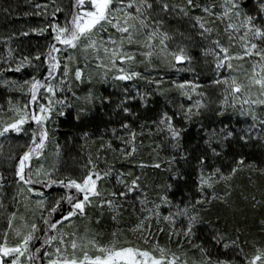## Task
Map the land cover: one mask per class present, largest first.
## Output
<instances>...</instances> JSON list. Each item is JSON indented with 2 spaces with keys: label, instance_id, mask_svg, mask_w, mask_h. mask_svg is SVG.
I'll use <instances>...</instances> for the list:
<instances>
[{
  "label": "snow or ice",
  "instance_id": "snow-or-ice-1",
  "mask_svg": "<svg viewBox=\"0 0 264 264\" xmlns=\"http://www.w3.org/2000/svg\"><path fill=\"white\" fill-rule=\"evenodd\" d=\"M32 7L33 12L23 13L15 12L11 5L0 8L6 17H43L36 26L0 37L5 46L13 37L29 33H47L49 37L42 51L14 53L7 47V55H0V86L20 94L19 98L9 95L0 104V113L12 114L8 119L0 115V138L7 140L13 133L27 137L18 153L4 155L0 145V163L12 173L9 179L0 171V264H238L236 256L239 264H264V245L245 253L249 241L218 228L219 217L213 225L201 215L214 200L227 205L238 172L256 167L246 163L241 153H234L227 170L215 161L222 160L233 142L240 147L264 145V0H257L253 10H247L243 0H221L219 4L216 0H68L67 4L64 0H33ZM175 25L186 27V31ZM194 49H200L213 73L208 83L219 88L215 98L202 90L198 77L171 80L187 103L181 102L172 113L162 111L139 129L133 127L128 117L137 113L131 102L138 100L147 106L153 95L151 85L164 91L161 86L170 78L160 72L161 66L195 75L200 61L193 55ZM26 68L32 69L26 79L6 75ZM141 80L146 90L137 87ZM128 83L131 88L125 86ZM109 84L122 89L115 111L123 115L118 127L110 129L119 147L109 138L99 144L95 157L88 154L79 174L62 170L58 141L51 158L46 155L53 143L50 125L55 123L54 117L65 115L75 102V119L83 122L82 117L86 120L94 108L113 103L111 94L97 89ZM85 85L87 90L78 94ZM206 111L217 117L229 114V122L221 120L219 127L212 128L201 125L203 150L195 156L194 196L177 201L171 195L174 185L168 183L158 186L155 197L149 199L141 175L116 169L108 162L109 151L131 161L144 143L138 142V136L156 133L160 136L153 148L157 157L168 148L175 154L154 163L139 160L136 165L140 169L167 165L171 176L181 178V168L173 171L172 166L190 163L193 155L182 142L186 129L177 125L176 118L191 123ZM231 114L237 117L239 128L231 123ZM90 138L89 131L82 132L81 139L87 142ZM101 153L103 168L99 167ZM256 170L264 172L258 167ZM111 178L115 181L113 189L104 190L101 182ZM219 184L225 185V191H216ZM54 187L61 191L51 195ZM138 190L139 219L132 231L139 232L143 244L120 242L115 231L109 242L100 243L95 237L89 238L87 229L83 235L78 229L67 230L74 228L73 218L87 215L88 207L107 206L114 213L112 219L117 220L122 207L117 201L127 200ZM251 200L254 207L259 203L255 196ZM21 203L30 216L19 212ZM153 221L158 232L165 231L161 222L168 226L169 240L175 237L178 241L176 250L155 239ZM200 225L210 226L211 247L195 240ZM260 227L264 230V220ZM185 244L194 250L192 256L184 250ZM89 247L95 251L90 253ZM212 249H221L224 255ZM229 252L234 255L228 256Z\"/></svg>",
  "mask_w": 264,
  "mask_h": 264
},
{
  "label": "trees",
  "instance_id": "trees-1",
  "mask_svg": "<svg viewBox=\"0 0 264 264\" xmlns=\"http://www.w3.org/2000/svg\"><path fill=\"white\" fill-rule=\"evenodd\" d=\"M39 2H44V0H39ZM68 0H64L67 4ZM219 4L221 0H216ZM245 8L247 10H253L256 7L257 0H243ZM33 0H0V8L12 6L15 12L23 13L33 12L32 7ZM43 17L37 16L35 14L30 16L23 15H13L5 16L4 13L0 12V37L9 36L13 31L19 30L24 31L28 26H36L41 23ZM63 19V16H61ZM176 27H181L182 31H186V27L175 25ZM221 32L223 25H219ZM223 38V36H222ZM179 39V37H177ZM49 37L45 33L43 35L37 33H29L27 36H16L5 46L4 42L0 40V55H7V47H11L14 50L24 51L28 53H33L36 50H43L44 46L48 43ZM193 55L199 58V67L197 72L194 74L180 73L175 70L164 68L161 66L160 72H163L170 79L165 80L163 85V92L157 91L155 85L149 86L153 95L149 97V102L147 106H141L140 102H131V107L137 113L135 117H128L132 123L133 127L139 129L142 123H147L151 120L158 118L162 111H168L172 113L176 111L181 102L187 103L186 99L181 97L179 91L174 88L171 84V80H181V79H196L198 77L199 83L203 85V89L215 98L218 94L219 88L216 86H210L208 81L213 77L212 71L208 69L204 60L201 56L200 49H194ZM42 71V69H41ZM9 78L22 80L26 79L32 75V69L26 68L21 72H8L6 74ZM159 75V72L157 73ZM129 88L132 87L131 83L125 85ZM137 87L141 90L145 89V82L143 80L137 82ZM98 91L104 94H111L113 98V103L106 105L102 108H94L89 114L88 118L85 120L82 117L83 122L75 119L78 104L73 102L70 109L65 110V115L54 117L55 123L51 124L50 127L53 129L52 137L53 143L49 144V147L54 146V142L58 141L61 145V162L62 170L74 172L79 174L81 166L86 162V158L89 153H92L95 157L96 150L100 143L107 141L111 137L110 129L112 127H118V121L123 114H117L115 111V103L120 97L122 91L121 88L113 89L111 85H104L103 87L97 86ZM77 90V89H74ZM87 90V86H82L78 91V94L83 95ZM12 95L19 98V92L0 86V104L6 102L7 96ZM70 96V93H68ZM22 99V98H21ZM5 119L11 117V113H0ZM229 114H226V117ZM226 117H217L214 113L206 111L198 120H193L191 123H186L179 117L176 118V123L186 129L183 144L184 146L192 152L193 159L190 163L181 162L180 165H173L172 169L175 171L176 167H180L182 170V177L177 178L171 176L169 171H167V165L157 169L154 167H146L140 169L136 162L139 160H144L149 163H154L157 159L163 161L167 155L175 154L170 148L161 151L159 157L153 151L155 144L159 142L160 136L156 133L151 135L145 134L143 136H138V142L143 140V146L139 147L138 153L131 158V161L119 158V154H114L111 151L108 152V162L114 164L116 169H123L125 172L131 170L137 175H141L142 188L147 191L149 199L155 197L156 192L159 190L158 186H162L168 183L174 185L171 190V195L175 200L180 201L191 196H194V181L196 180V173L194 170L195 166V156L203 150V141L201 137L204 135L202 132L201 125L207 128L219 127L220 121L223 120L225 124L229 121ZM242 119V118H241ZM237 117L231 114V123L233 126L239 128L240 125L236 123ZM89 131L91 138L85 142L81 139L82 132ZM103 134V140L100 139ZM113 139V146L119 147V141ZM1 141H5L6 149L5 152H20L21 142H25L27 137L25 134H15L13 133L8 137L7 140L0 138ZM24 145V144H23ZM234 153H241L246 158V163H250L260 169H264V145L259 143L254 145H248L245 147H240L238 144H232L231 148L227 150L222 160L215 161L216 164H223L225 170L228 166L233 163ZM6 154V155H7ZM104 153H101V161L99 162V167H104L103 160ZM2 164L0 166V171H3L5 175L11 179L12 173L11 169L7 168V165ZM256 167L249 169L247 167L243 168L238 172L235 180L234 187L232 189V195L229 198L228 204L225 205L221 201L214 200L211 206L204 212L201 213L206 222L210 221L211 224L215 225L217 222V217L220 218V223L217 225L221 230L228 231L229 234L235 235L239 234L241 241L247 240L249 243L245 245V253H251L254 251V246L264 245V230L260 227V221L264 220V172L256 170ZM251 176V180H249ZM104 190L111 191L114 187V178L105 179L101 182ZM59 187H54L50 190V194L55 195L60 192ZM218 193L225 191V185L219 184L216 188ZM249 197L245 199L244 197ZM251 196H255L259 203L254 207L251 200ZM139 198L140 191L138 190L135 194H129L127 200L117 201L122 205L121 210L117 215V220H113L114 215L107 206L101 209L99 207H88L87 215L85 217H75L76 220L80 221V229L85 227L88 230L89 237H95L100 243H107L112 239V233L118 232V240L120 242L129 241L135 244H143V241L139 238V232H133L132 228L138 223L139 219ZM67 208V205H65ZM98 221V222H97ZM161 226L165 228L164 232H158L157 224L155 221L152 223V232L155 239L164 246L170 247L176 250V245L178 243L177 239L173 237L169 240L168 236V226L161 222ZM177 227H180L178 224ZM237 229L239 232L237 233ZM210 226L200 225L197 227L195 240L197 242L204 241V243L211 247L210 240ZM184 250L188 252L189 256H192L194 250L191 249L190 245L185 244ZM221 255H224L221 249H212ZM198 256V253H196ZM228 256H233L234 254L229 252ZM239 264V256L235 257Z\"/></svg>",
  "mask_w": 264,
  "mask_h": 264
},
{
  "label": "rangeland",
  "instance_id": "rangeland-1",
  "mask_svg": "<svg viewBox=\"0 0 264 264\" xmlns=\"http://www.w3.org/2000/svg\"><path fill=\"white\" fill-rule=\"evenodd\" d=\"M239 48V46L237 45V49ZM233 63L234 64H237V63H242V62H238V61H233ZM180 73H187V74H193L192 72H189V71H181ZM241 79H243V76H242V74H241ZM27 142V140L25 141V142H21V144L23 145V144H25ZM0 145H2V151H3V154L4 155H6L7 153L5 152V149H6V143H5V141L3 142V141H1L0 140ZM54 148V146H50L47 150H46V155H48L49 156V158H51V152H52V149ZM0 160H2V157H0ZM0 166L1 167H3L2 166V164H0ZM7 168L9 169V167L7 166ZM52 195V194H51ZM19 212L20 213H24V214H26V215H31V212L30 211H28V212H26L25 211V208H24V206H23V203H21V205H19ZM73 224H74V228H72V229H67V226H66V229L67 230H76V229H78V231H79V234H81V235H83L84 234V232H85V227H83L84 229H80V227H79V224H80V221H78V220H76L75 218H73ZM0 227H3V223H2V221H0ZM89 233V232H88ZM90 238V237H89ZM89 252L91 253V252H93V251H95V249H93V248H91V247H89Z\"/></svg>",
  "mask_w": 264,
  "mask_h": 264
}]
</instances>
